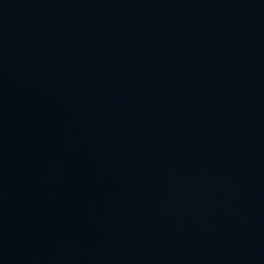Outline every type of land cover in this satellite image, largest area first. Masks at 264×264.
Wrapping results in <instances>:
<instances>
[{
    "label": "water",
    "instance_id": "obj_1",
    "mask_svg": "<svg viewBox=\"0 0 264 264\" xmlns=\"http://www.w3.org/2000/svg\"><path fill=\"white\" fill-rule=\"evenodd\" d=\"M0 264H264V0H0Z\"/></svg>",
    "mask_w": 264,
    "mask_h": 264
}]
</instances>
